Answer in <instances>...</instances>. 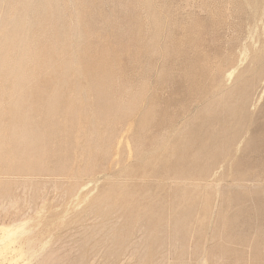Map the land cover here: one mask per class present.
Masks as SVG:
<instances>
[{
	"label": "rangeland",
	"instance_id": "1",
	"mask_svg": "<svg viewBox=\"0 0 264 264\" xmlns=\"http://www.w3.org/2000/svg\"><path fill=\"white\" fill-rule=\"evenodd\" d=\"M10 223L29 264H264V0H0Z\"/></svg>",
	"mask_w": 264,
	"mask_h": 264
},
{
	"label": "bare ground",
	"instance_id": "2",
	"mask_svg": "<svg viewBox=\"0 0 264 264\" xmlns=\"http://www.w3.org/2000/svg\"><path fill=\"white\" fill-rule=\"evenodd\" d=\"M146 118L142 119V125L146 123ZM41 134V133H40ZM188 144V142H187ZM120 198H123L121 196ZM21 223L16 224H0V264H29L27 259L23 257L25 249L28 248L29 238L20 239L22 232ZM25 255V254H24ZM51 256L41 259L40 264H56Z\"/></svg>",
	"mask_w": 264,
	"mask_h": 264
}]
</instances>
